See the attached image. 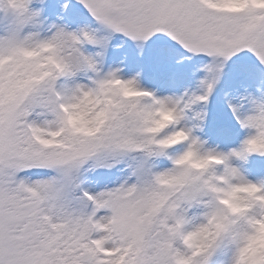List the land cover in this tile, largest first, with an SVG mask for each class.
I'll return each instance as SVG.
<instances>
[{"label":"snow or ice","instance_id":"snow-or-ice-1","mask_svg":"<svg viewBox=\"0 0 264 264\" xmlns=\"http://www.w3.org/2000/svg\"><path fill=\"white\" fill-rule=\"evenodd\" d=\"M71 3L53 20L54 0H0V264H212L243 219L226 185L257 189L251 211L264 209V183L235 163L264 155V88L228 102L247 131L227 151L196 134L188 110L233 56L264 64V0H79L100 27H73ZM101 28L136 41L163 33L214 57L204 92L157 95L105 70ZM214 223L206 249L187 242Z\"/></svg>","mask_w":264,"mask_h":264},{"label":"rangeland","instance_id":"rangeland-1","mask_svg":"<svg viewBox=\"0 0 264 264\" xmlns=\"http://www.w3.org/2000/svg\"><path fill=\"white\" fill-rule=\"evenodd\" d=\"M73 1L80 8L87 10L79 3V0ZM55 10L56 7L53 5L50 8L53 20L56 19ZM72 25L75 27L76 22H73ZM150 39L170 40L180 44L163 33H157ZM87 47L89 49L93 48L92 45ZM184 54L181 51L174 56H183ZM240 56L246 57L243 59L244 61H236ZM139 60L142 61L144 59L143 57L137 59L136 57H129V59L106 57L105 70L108 67L119 68L125 78L136 77L143 87L151 89L157 95L162 96H183L186 93L189 95L202 94L204 92L203 81L211 79L212 76L207 68L196 65H189L176 74L171 72L170 68L164 69L162 64L157 69L156 77L153 78L150 77L148 71ZM224 70L222 78L215 84L208 100L193 104L192 108L188 110L191 119L187 120L186 123L189 126L201 124L202 128L195 129L196 134L207 140L210 145L219 144L223 150L227 151L231 147L238 146L247 131L240 129V125L232 115L228 102L235 100L239 94L244 93L245 89L259 94L258 90L264 88V64L258 60L254 53L244 50L229 59L225 64ZM198 112L203 114V121L196 117ZM235 163L240 164L242 172L249 179L264 181V155L251 154L247 161H236ZM230 258L231 249L218 253L213 258L212 264H230Z\"/></svg>","mask_w":264,"mask_h":264},{"label":"clouds","instance_id":"clouds-1","mask_svg":"<svg viewBox=\"0 0 264 264\" xmlns=\"http://www.w3.org/2000/svg\"><path fill=\"white\" fill-rule=\"evenodd\" d=\"M139 82V81H138ZM124 87V86H121ZM127 95H134L131 88L124 87ZM171 113L164 111L163 119L166 121L171 118ZM190 161L194 158L189 156ZM198 166H205L208 161H197ZM246 181L260 185L264 181H254L249 179L243 172ZM262 193L246 184L232 182V186L226 185V190L222 193L225 203L236 214L243 217L235 226L232 241L230 264H264V209L257 208L251 211L252 202ZM214 229V230H212ZM220 231V225L214 223L211 229L199 232H192L187 236V242L196 250H204L208 247L211 240ZM187 264V262H185Z\"/></svg>","mask_w":264,"mask_h":264},{"label":"trees","instance_id":"trees-1","mask_svg":"<svg viewBox=\"0 0 264 264\" xmlns=\"http://www.w3.org/2000/svg\"><path fill=\"white\" fill-rule=\"evenodd\" d=\"M64 2L65 0H54L56 14L61 12L60 6ZM63 15L69 22L77 21L78 23L80 22V24L91 23L93 27H100L99 23L95 21L90 12L77 6L73 0ZM100 35L110 37L107 50L115 57H143L145 60L142 61L147 63L146 67L148 69L154 66L157 67L160 64H166L167 67L172 70H180L189 65L207 68L206 66L211 63L209 55L202 53L194 54L181 44L171 42L170 40L148 39L147 41H136L123 33L113 34L103 28H101ZM180 51L185 54L183 56H174ZM245 58V56H240L239 59L243 60Z\"/></svg>","mask_w":264,"mask_h":264}]
</instances>
